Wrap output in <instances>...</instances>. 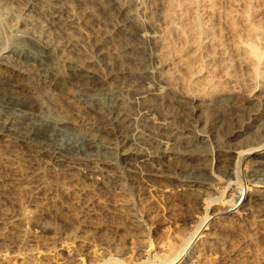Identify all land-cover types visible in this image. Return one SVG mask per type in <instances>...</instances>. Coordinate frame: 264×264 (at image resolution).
Segmentation results:
<instances>
[{"label":"rangeland","instance_id":"1","mask_svg":"<svg viewBox=\"0 0 264 264\" xmlns=\"http://www.w3.org/2000/svg\"><path fill=\"white\" fill-rule=\"evenodd\" d=\"M103 1L108 2V8L90 0L88 9L68 17L73 35L81 40L79 57L87 59L90 69L75 72L62 67L65 75L57 78L55 88L60 98L57 115L72 122L67 137L57 140V147L64 152L70 142L90 139L97 144L99 154L66 151L65 156L56 155L51 147L42 149L34 142L24 144L0 137V149L12 143L16 146L13 152L0 156V264H72L69 256L76 257L78 264L111 257L129 264L148 263L160 247L189 238L205 217L203 224L208 225L204 232L210 233L211 239L200 241L206 245L195 243V258H187L184 264L201 259L202 264L227 259L229 264H264V231L251 234L242 224H235L217 232L209 226L217 207L233 195L240 196L232 185L236 180L241 192L248 187L250 194L264 189L251 181L248 166L252 156L236 163V153L247 149L245 138L255 130L248 118L242 126L234 123L233 110L243 103L231 97L214 99L210 122L202 107L178 104L159 77L144 73L160 69L155 60L158 49L152 41L160 30L150 25L135 28L137 20H148L143 5L128 2L121 7L127 0ZM96 38L103 39L104 45ZM104 52H119L129 63L136 59L142 64L121 66L110 62ZM62 55L67 56L65 52ZM135 71L139 74L134 75ZM99 82L104 86L96 87ZM147 96L154 99V106L146 102ZM167 115L174 118L167 119ZM119 119L125 120L123 129L116 123ZM109 123H115L116 129L110 134ZM159 123H173L183 133L169 138L147 128ZM224 134L228 138L226 135L222 147L217 137ZM231 134L236 135L229 138ZM201 136H206L204 142ZM156 142L160 144L158 150L151 144ZM227 151H231L230 161L236 165L232 178L225 171L233 167L227 168L229 164L222 157H228ZM123 160L130 167L120 182L119 171L111 163ZM14 163L23 173L10 170ZM37 170L46 175L51 188L35 184L19 202L16 198L25 187V174ZM207 171L218 176L208 185L170 177L175 172L191 176ZM62 185L66 191L57 188ZM220 198L224 201H216L219 206H212L207 214L211 200ZM129 199L134 204L130 209L125 206ZM146 210L149 216L138 223L137 218ZM33 214H38L40 221L30 218ZM143 240L151 250L140 257L135 252Z\"/></svg>","mask_w":264,"mask_h":264},{"label":"bare ground","instance_id":"2","mask_svg":"<svg viewBox=\"0 0 264 264\" xmlns=\"http://www.w3.org/2000/svg\"><path fill=\"white\" fill-rule=\"evenodd\" d=\"M98 1L102 7L108 8V2ZM128 2L132 6L142 4L148 17L146 21L137 20L135 28L150 25L160 30L152 40L158 49L155 60L160 69L144 73L159 77L168 93L175 95L178 104L202 107L206 121L210 122L214 99L231 97L243 103L233 110L234 123L242 126L248 118L255 125V130L245 138L244 147L247 149L236 153V163L245 162L247 157L252 156L248 166L251 181L264 188V0H127L120 6ZM88 3L90 0H0V137L24 144L34 142L42 149L51 147L56 155L58 152L65 156L66 151H74L98 156V146L90 139L70 142V147L64 152L57 147V140L67 137V128L72 125L68 118L57 115L60 105L55 91L57 78L62 79L65 75L64 66L75 72L90 69L87 59L79 57L81 40L73 35L68 17L79 9H88ZM96 40L104 45L103 39ZM62 52L67 56L64 57ZM113 54L104 52L110 62L116 61L121 66L142 64L136 59L130 64L119 52ZM133 74L138 75L139 71ZM95 86L102 87L104 84L99 82ZM146 102L150 107L154 106L152 97L147 96ZM171 116L167 115V119L174 118ZM117 122L119 128L125 127L124 119ZM109 124L110 134L116 129L113 127L115 123ZM172 124L159 123L147 128H151L152 133L169 138L180 137L183 131ZM226 135L217 137L222 147L226 145ZM235 135L231 134L229 138ZM205 137L201 136V142L205 141ZM151 144L155 150L160 147L157 142ZM15 147L13 143L2 147L0 156L7 151L13 152ZM226 153L229 158L222 157L229 164L227 168L233 167L231 151ZM222 161L218 160V163ZM111 165L119 171L117 177L123 182V173L130 167L129 162L123 160ZM10 170L23 173V169L15 163L11 164ZM225 172L232 178L236 171L233 167ZM174 174L170 177L195 185H208L218 177L213 171L191 176L181 172ZM220 174L222 172L218 171ZM25 178V187L16 198L19 202L22 194L33 190L35 184L42 188L52 186L46 175L38 170L28 171ZM232 185L240 196L233 195L220 207L216 203L224 201L223 198L211 200L206 213L212 206L217 208L213 211L214 221L209 226L217 232L235 224H242L251 234L264 231V189L250 194V187L241 192L238 180ZM57 188L66 191L64 185ZM133 205L130 199L125 203L128 209ZM143 212L137 218L138 223L149 216V210ZM30 218L40 221L38 214ZM206 219L200 222L189 238L174 246L160 247L157 253L151 255V260L143 264H184L187 258H195L194 244L211 239L210 233L204 232L208 225L203 224ZM200 244L207 243L203 241ZM219 245L225 248V244ZM149 247L145 240L140 241L135 254L145 256L151 250ZM69 257L72 264H78L76 257ZM229 261L216 264H229ZM201 262L202 259L195 260L192 264ZM93 264L129 263L111 257Z\"/></svg>","mask_w":264,"mask_h":264}]
</instances>
